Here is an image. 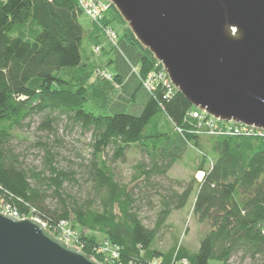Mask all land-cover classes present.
<instances>
[{
    "label": "trees",
    "instance_id": "trees-1",
    "mask_svg": "<svg viewBox=\"0 0 264 264\" xmlns=\"http://www.w3.org/2000/svg\"><path fill=\"white\" fill-rule=\"evenodd\" d=\"M87 18L78 0H0V211L36 218L53 234L71 225L74 247L100 264L104 242L119 249L123 264L264 261V137L212 131L176 89L158 84L149 92L144 80L164 66L117 8L110 2L99 24ZM115 23L124 30L110 43L106 30ZM37 119L35 143L19 146ZM64 120L91 135L90 158L66 168L54 139ZM190 149V182L171 179L181 191L162 187L158 180H169ZM30 150L42 168L28 164ZM130 151L143 160L122 183L114 164ZM193 195V216L208 226L199 250L177 241L160 251L170 217ZM143 201L156 212L152 227L141 216Z\"/></svg>",
    "mask_w": 264,
    "mask_h": 264
},
{
    "label": "water",
    "instance_id": "water-1",
    "mask_svg": "<svg viewBox=\"0 0 264 264\" xmlns=\"http://www.w3.org/2000/svg\"><path fill=\"white\" fill-rule=\"evenodd\" d=\"M196 109L264 131V0H110ZM0 264H100L38 219L0 212Z\"/></svg>",
    "mask_w": 264,
    "mask_h": 264
},
{
    "label": "rangeland",
    "instance_id": "rangeland-1",
    "mask_svg": "<svg viewBox=\"0 0 264 264\" xmlns=\"http://www.w3.org/2000/svg\"><path fill=\"white\" fill-rule=\"evenodd\" d=\"M103 2L110 3V0H102ZM106 15V14H105ZM89 18H87L88 20ZM82 21L85 28L89 29L88 21ZM90 20V19H89ZM112 29L116 34H121L124 30V26L115 23L112 25ZM108 44V43H107ZM103 47L106 46V43H103ZM90 48L87 45L85 40L83 48H82V55L85 60L88 61V57L90 54ZM40 119H37L34 122L31 130L26 132L22 135L23 141L20 142L19 146L23 148L29 149V147L35 143L36 137L34 135V131L36 129L37 124L39 123ZM55 140L61 143L62 149L61 151L64 153L65 157L69 159L68 161H61V166L66 168L70 164L75 165L79 160L78 157L81 156L84 159H89L91 154L90 143H91V135L88 133H84L78 127L68 123L67 121H61L58 126V131L55 135ZM28 141V142H25ZM19 144V143H18ZM111 157L114 156L113 153H110ZM194 155L193 150H188L186 156L179 161L174 168L171 170L169 174V180L167 179H160L158 183L164 188H172L177 191H181L171 179L175 180H183L184 183H189L191 177L193 176V168H192V156ZM37 151L30 150V153L27 155V162L30 166H37L41 167V162L36 157ZM142 157L136 154L134 151H130L129 154L126 155L125 163L120 161L115 162L114 169L116 172V176L118 180L122 183H128L130 181L131 175L134 171L135 165L142 161ZM202 177L201 174H197V178L200 180ZM195 197L194 195L190 199L187 207L181 212H174L170 217L168 224L172 227L169 228L168 232L162 235L160 238L157 248L167 253L171 247L174 246L175 242H179L184 247H186L191 252H197L200 247L201 239L205 236L208 231V226L205 224H199L193 216L192 207L194 204ZM146 202H142V211L141 216L146 219L145 224L149 227H152L155 219H156V212L151 210L147 205ZM72 230L78 233L76 230H73L71 225L64 227V230ZM62 231V232H63ZM88 234V233H87ZM100 240L103 241V238L98 236ZM104 245L108 248H112L104 242ZM183 264V263H178ZM215 264V263H214ZM229 264H264V261H252V260H244L240 257L233 258Z\"/></svg>",
    "mask_w": 264,
    "mask_h": 264
},
{
    "label": "built area",
    "instance_id": "built-area-1",
    "mask_svg": "<svg viewBox=\"0 0 264 264\" xmlns=\"http://www.w3.org/2000/svg\"><path fill=\"white\" fill-rule=\"evenodd\" d=\"M81 8L83 9L85 15L94 23L99 24L107 11L109 10L110 3L103 2L102 0H78ZM106 37L107 41L110 43H115L117 41V35L112 29L106 30ZM100 49L97 48L96 52H98ZM165 69V68H164ZM105 78L108 80H111V75L106 74ZM158 84H163L167 89L170 90V93H172L173 90L176 88L172 85L169 76L167 75L165 70H155L154 72L150 73L146 80H144V86L149 92H153L156 90ZM177 90V89H176ZM192 116L194 119L198 121H202L206 123V126L212 131H217L222 128L226 130V133L238 135L246 134L250 135L253 133H257L264 137V131L256 129L254 127H247L242 124H229L226 125L225 122H221L219 120H216L212 117H209L205 112H194L192 113ZM206 117L208 119L206 120ZM233 124V125H232ZM223 125L225 127H223ZM4 214H14L18 216L16 213L11 212L9 210H2L0 211ZM20 219H36V218H21ZM44 224V223H43ZM67 223H62V225L58 228L57 232L55 234L61 236L69 245L74 246V244L78 241V233L70 230H64V227L68 226ZM45 227H47L46 224H44ZM63 231V232H62ZM108 244V243H107ZM109 245V244H108ZM110 246V245H109ZM112 247V246H111ZM98 253L104 256V261L106 264H123L119 261L120 255H119V249L117 247L108 248L104 244L98 249ZM183 264H187L186 262H181ZM135 264V263H131ZM137 264V263H136ZM158 264V263H154Z\"/></svg>",
    "mask_w": 264,
    "mask_h": 264
}]
</instances>
